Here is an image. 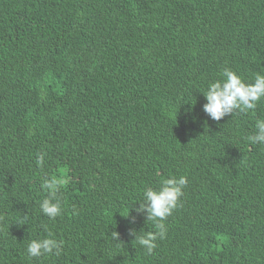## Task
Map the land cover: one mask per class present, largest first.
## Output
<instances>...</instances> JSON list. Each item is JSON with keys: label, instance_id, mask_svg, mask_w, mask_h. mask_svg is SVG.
<instances>
[{"label": "trees", "instance_id": "16d2710c", "mask_svg": "<svg viewBox=\"0 0 264 264\" xmlns=\"http://www.w3.org/2000/svg\"><path fill=\"white\" fill-rule=\"evenodd\" d=\"M225 68L264 74V0H0V264H264V98L211 119ZM181 175L149 254L137 200ZM46 176L69 179L55 219Z\"/></svg>", "mask_w": 264, "mask_h": 264}, {"label": "clouds", "instance_id": "9594fccd", "mask_svg": "<svg viewBox=\"0 0 264 264\" xmlns=\"http://www.w3.org/2000/svg\"><path fill=\"white\" fill-rule=\"evenodd\" d=\"M206 103L203 111L213 120L220 121L226 115L232 116L236 112L254 110L257 103L264 98V74L257 73L252 82H246L236 71L225 68L222 79L211 82L206 93H203ZM253 144H264V119H258L255 123V134L248 137ZM44 155L37 156L36 164L43 166ZM69 182L67 176L56 178L46 176L42 180L41 187L47 191L45 198L40 202V210L50 219H55L62 214V203L58 198L62 185ZM188 183L186 176H171L161 181L158 187H148L142 193L138 213L146 212V220L155 222L156 232H144L137 235V231L130 229L137 244L147 250L149 254L156 248L157 239H164L166 226L163 221L179 206V199L183 189ZM129 214V213H128ZM119 233L114 232L113 239L118 240ZM62 241H57L51 233L44 238L31 239L27 246L30 257H39L43 254L55 252L59 255L62 249Z\"/></svg>", "mask_w": 264, "mask_h": 264}]
</instances>
